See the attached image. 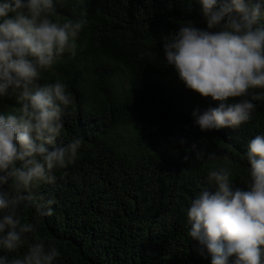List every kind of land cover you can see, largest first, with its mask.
Here are the masks:
<instances>
[{
  "label": "trees",
  "instance_id": "obj_1",
  "mask_svg": "<svg viewBox=\"0 0 264 264\" xmlns=\"http://www.w3.org/2000/svg\"><path fill=\"white\" fill-rule=\"evenodd\" d=\"M53 3V21L86 20L75 55L63 54L40 79L67 84L74 101L57 143L82 145L74 162L53 171L54 183L32 189L51 201V214L25 204L20 219L33 231L17 252L0 255L22 256L39 237L60 252L54 264H211L188 236L187 209L222 166L231 168L233 187L246 190L243 154L264 134V100L253 101L256 110L237 129L201 132L194 123L195 110L218 105L185 87L163 57L161 37L183 22L206 28L197 0ZM16 106L6 97L0 110ZM196 152L212 156L196 159ZM2 190L15 191L11 181Z\"/></svg>",
  "mask_w": 264,
  "mask_h": 264
},
{
  "label": "clouds",
  "instance_id": "obj_2",
  "mask_svg": "<svg viewBox=\"0 0 264 264\" xmlns=\"http://www.w3.org/2000/svg\"><path fill=\"white\" fill-rule=\"evenodd\" d=\"M197 2L206 28L188 21L162 36L163 57L187 89L217 103L202 114L193 112L201 132L237 129L256 110L253 101L264 100V0ZM55 14L53 0H0V105L6 97L18 102L0 110L4 253L17 252L33 231L20 219L25 204L39 216L51 214V201L34 196L32 189L54 183L53 171L74 162L82 145L80 139L57 143L65 110L74 101L67 84H41L40 79L63 54L75 55L86 20L61 24L51 19ZM211 156L195 153L196 159ZM243 156L249 165L246 190L234 188L231 168L222 166L209 172V187L187 209L188 236L198 241L202 255L206 249L211 264H228L233 256V264H264V134L248 142ZM224 159L230 163L228 156ZM10 181L15 191L2 190ZM59 256L55 245L35 237L22 256L0 255V264H54Z\"/></svg>",
  "mask_w": 264,
  "mask_h": 264
}]
</instances>
